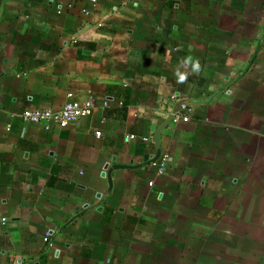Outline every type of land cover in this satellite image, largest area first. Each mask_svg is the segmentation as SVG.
<instances>
[{"label": "crops", "instance_id": "crops-1", "mask_svg": "<svg viewBox=\"0 0 264 264\" xmlns=\"http://www.w3.org/2000/svg\"><path fill=\"white\" fill-rule=\"evenodd\" d=\"M0 264H264V0H0Z\"/></svg>", "mask_w": 264, "mask_h": 264}, {"label": "built area", "instance_id": "built-area-1", "mask_svg": "<svg viewBox=\"0 0 264 264\" xmlns=\"http://www.w3.org/2000/svg\"><path fill=\"white\" fill-rule=\"evenodd\" d=\"M174 105L170 110L169 115V126L173 122L178 121H190L192 118L193 107L186 101H178L175 96H172ZM104 106L108 105V101L103 102ZM95 107V101L92 97H87L84 99L74 98L72 93L68 94V101L58 110H53L50 108L41 109H26L23 111L22 115L24 119L32 123H44L46 128H50L52 125L58 127H66L72 123H76L81 118L87 117L92 114ZM96 134L100 136L101 132L97 131ZM147 139V138H145ZM169 155L166 153L160 154L158 159H153V165L158 167L159 172L165 169ZM153 185V182H150ZM3 222L6 218H1ZM49 235L45 236L44 240L47 241Z\"/></svg>", "mask_w": 264, "mask_h": 264}, {"label": "clouds", "instance_id": "clouds-1", "mask_svg": "<svg viewBox=\"0 0 264 264\" xmlns=\"http://www.w3.org/2000/svg\"><path fill=\"white\" fill-rule=\"evenodd\" d=\"M183 64H191L192 65V70L195 72H198L200 70V64L198 60H193L191 56L184 57L182 59ZM186 80V75L180 74L178 77V82L183 83Z\"/></svg>", "mask_w": 264, "mask_h": 264}, {"label": "water", "instance_id": "water-1", "mask_svg": "<svg viewBox=\"0 0 264 264\" xmlns=\"http://www.w3.org/2000/svg\"><path fill=\"white\" fill-rule=\"evenodd\" d=\"M170 120H167V122H165L166 126L167 124L169 123ZM160 154H158L156 157H154L153 159H157V157L159 156Z\"/></svg>", "mask_w": 264, "mask_h": 264}]
</instances>
